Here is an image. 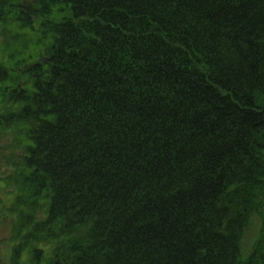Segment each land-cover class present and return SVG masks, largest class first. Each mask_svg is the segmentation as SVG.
I'll return each instance as SVG.
<instances>
[{"label":"trees","instance_id":"16d2710c","mask_svg":"<svg viewBox=\"0 0 264 264\" xmlns=\"http://www.w3.org/2000/svg\"><path fill=\"white\" fill-rule=\"evenodd\" d=\"M0 24L7 53L37 38L23 89L0 58L13 264H264V0H0Z\"/></svg>","mask_w":264,"mask_h":264},{"label":"rangeland","instance_id":"374dc122","mask_svg":"<svg viewBox=\"0 0 264 264\" xmlns=\"http://www.w3.org/2000/svg\"><path fill=\"white\" fill-rule=\"evenodd\" d=\"M32 2L37 3L38 0H25V3L31 4ZM62 8V7H60ZM59 11V9H57ZM64 10V9H63ZM63 19V15L60 16L57 20L60 21ZM2 24H0V58L3 61L4 66L9 68V81L11 82V86L19 87L20 89H23V87L28 86L27 81L25 80L24 70L25 66L19 69L18 66H14L11 64V59L9 58L12 53L21 52L24 48H26L24 45L26 44H32V40L36 41V36L32 34V31L25 29L23 31L21 28L17 26H11L12 30H18L23 35H27L25 37L24 43L14 41V43L11 44L9 47V53H7L6 47L3 45L5 40L13 39L11 35L3 36L1 34V28ZM3 33L5 30H3ZM51 36H48L50 38ZM10 38V39H9ZM34 38V39H33ZM28 40V41H27ZM39 57L41 55H45L44 48L38 51ZM38 57V58H39ZM37 59V58H36ZM6 64H5V63ZM18 67V68H17ZM20 78V80H19ZM9 86V83H7ZM2 135V134H1ZM0 135V159H3L4 155L8 153L9 156L13 155L11 143L14 142L13 137L11 134H5L4 136ZM8 137V138H7ZM6 173V170L4 171V165L3 160L0 162V175H4ZM1 197H0V264H13L12 262V256L15 254V251L20 248L19 246V239L15 238L13 235V228L12 225L14 223V219L17 217L15 216L14 212V193L11 188H5V190H1ZM258 228L255 229H249L247 233L245 234V238L243 241L244 248L249 251L251 247L254 245L255 237L257 234ZM18 232V231H17ZM43 247L47 249V251H44L45 258H50L52 255L51 247H47L45 243H42ZM19 263L24 264L25 262L19 261ZM29 264V263H27Z\"/></svg>","mask_w":264,"mask_h":264}]
</instances>
